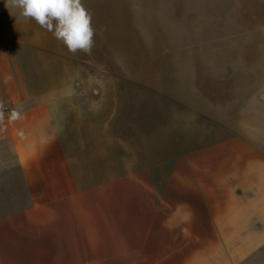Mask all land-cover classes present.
<instances>
[{"label":"rangeland","instance_id":"374dc122","mask_svg":"<svg viewBox=\"0 0 264 264\" xmlns=\"http://www.w3.org/2000/svg\"><path fill=\"white\" fill-rule=\"evenodd\" d=\"M83 2L98 26L91 53L72 58V78L101 105L90 125L105 133L104 179L149 169L160 188L176 176L189 181L232 264H264V0ZM231 84L237 97L245 89L238 104ZM197 100L216 115L239 111L258 144L214 133L202 119L196 127ZM86 178L102 173H74ZM15 191L0 216L32 206L28 189Z\"/></svg>","mask_w":264,"mask_h":264},{"label":"crops","instance_id":"0c3cea01","mask_svg":"<svg viewBox=\"0 0 264 264\" xmlns=\"http://www.w3.org/2000/svg\"><path fill=\"white\" fill-rule=\"evenodd\" d=\"M82 56L0 0V202L28 189L33 203L0 216V264H232L189 181L176 176L160 188L149 169L104 179L105 133L90 125L101 105L72 78V58ZM232 86L238 104L245 89L237 97ZM197 105L196 127L202 119L214 133H243L258 144L259 131L239 111L216 115ZM83 172L102 178L74 180Z\"/></svg>","mask_w":264,"mask_h":264},{"label":"clouds","instance_id":"9594fccd","mask_svg":"<svg viewBox=\"0 0 264 264\" xmlns=\"http://www.w3.org/2000/svg\"><path fill=\"white\" fill-rule=\"evenodd\" d=\"M5 7L18 9L25 20H34L73 54H90L95 45L93 14L83 0H5ZM11 118L18 119L20 114L13 111Z\"/></svg>","mask_w":264,"mask_h":264},{"label":"built area","instance_id":"2783aa9c","mask_svg":"<svg viewBox=\"0 0 264 264\" xmlns=\"http://www.w3.org/2000/svg\"><path fill=\"white\" fill-rule=\"evenodd\" d=\"M3 110H4V113H6V114H8V115H12V112H13V111H16L15 108H13V107H9V106H5Z\"/></svg>","mask_w":264,"mask_h":264}]
</instances>
